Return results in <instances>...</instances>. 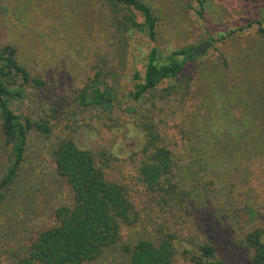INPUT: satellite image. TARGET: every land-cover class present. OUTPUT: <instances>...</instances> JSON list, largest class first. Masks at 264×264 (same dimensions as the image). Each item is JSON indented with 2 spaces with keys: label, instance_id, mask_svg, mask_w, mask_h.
I'll return each mask as SVG.
<instances>
[{
  "label": "rangeland",
  "instance_id": "374dc122",
  "mask_svg": "<svg viewBox=\"0 0 264 264\" xmlns=\"http://www.w3.org/2000/svg\"><path fill=\"white\" fill-rule=\"evenodd\" d=\"M142 1L155 18L154 40L128 29L131 17L143 18L114 0H0V48L14 47L44 81L27 84L12 104L23 121L51 127L29 130L16 176L0 190V264H17L58 223L56 209L72 205L53 155L63 138L93 153L138 215L120 226L114 246L82 264H129L125 246L165 235L174 236L171 264L206 259L203 245L215 261L250 264L246 234L259 228L264 242V0ZM187 47L196 54L178 76L133 99L152 48L167 63ZM95 90L107 102H94ZM145 123L171 151V174L160 181L173 191L148 190L139 177ZM10 156L0 117V178Z\"/></svg>",
  "mask_w": 264,
  "mask_h": 264
},
{
  "label": "trees",
  "instance_id": "16d2710c",
  "mask_svg": "<svg viewBox=\"0 0 264 264\" xmlns=\"http://www.w3.org/2000/svg\"><path fill=\"white\" fill-rule=\"evenodd\" d=\"M134 7L142 16L141 22L129 19L128 29L144 32L151 40L155 38V18L150 8L142 0H114ZM202 5V0H199ZM202 9L199 14H202ZM194 47L172 51L167 63L156 62V50L152 48L147 55L142 81L133 91L135 100L154 90L163 80L178 76L185 62L196 54ZM176 56H181L179 61ZM42 86L40 77L31 76L25 66L17 60L14 47L5 44L0 48V117L1 132L4 143L11 147L10 162L7 172L0 178V190L16 176L23 158L28 132L36 131L49 134L50 125L46 122L23 121L12 101L24 97L27 84ZM94 102H107L104 93L94 91ZM107 95H109L107 93ZM108 97V101H109ZM147 135L143 145L145 154L138 172L144 186L148 190L159 188L173 191L170 182L162 187L161 179L168 177L172 171V154L167 146L161 145V136L153 123L144 124ZM57 173L65 180L73 195L71 206L56 209L58 223L36 236L29 246L26 256L17 264H82L98 257L106 248L114 246L119 240L122 224L130 225L137 220V212L127 195L126 189L117 181L105 176L103 170L96 165L95 156L89 150L80 148L72 139L63 138L53 149ZM118 161H120L118 159ZM109 162H115L109 160ZM191 188H183L184 193ZM1 198V195H0ZM263 231L256 228L245 236L248 248L252 251L250 264H264ZM174 236L165 235L157 242L142 238L131 247H124L129 253V264H171L175 253ZM206 259H197L196 264H223L212 259L213 249L209 245L201 246Z\"/></svg>",
  "mask_w": 264,
  "mask_h": 264
},
{
  "label": "water",
  "instance_id": "95a60500",
  "mask_svg": "<svg viewBox=\"0 0 264 264\" xmlns=\"http://www.w3.org/2000/svg\"><path fill=\"white\" fill-rule=\"evenodd\" d=\"M205 45L203 44L202 46H201V48H203Z\"/></svg>",
  "mask_w": 264,
  "mask_h": 264
}]
</instances>
